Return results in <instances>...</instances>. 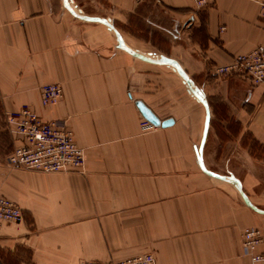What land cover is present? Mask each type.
<instances>
[{
  "label": "crops",
  "instance_id": "1",
  "mask_svg": "<svg viewBox=\"0 0 264 264\" xmlns=\"http://www.w3.org/2000/svg\"><path fill=\"white\" fill-rule=\"evenodd\" d=\"M108 1L129 48L177 62L210 114V100L226 106L222 119L240 126L235 144L211 140L210 119L200 156L204 106L174 68L131 54L107 25L73 15L65 0H0V120L29 105L70 129L86 154L84 173L11 168L7 157L21 140L9 135L7 148L0 135V194L23 213L0 228V264L142 254L154 264H264L243 250L247 228L264 231V157L242 143L249 135L264 148V86L213 74L264 45V0H213L199 11L193 0ZM46 84H59L63 96L44 107ZM137 101L174 124L144 128ZM200 158L214 174L230 172L259 211L236 185L206 174Z\"/></svg>",
  "mask_w": 264,
  "mask_h": 264
},
{
  "label": "built area",
  "instance_id": "2",
  "mask_svg": "<svg viewBox=\"0 0 264 264\" xmlns=\"http://www.w3.org/2000/svg\"><path fill=\"white\" fill-rule=\"evenodd\" d=\"M198 10L208 7L213 0H194ZM264 19V5L262 6ZM224 30V28H223ZM214 74L235 76L252 86H264V45H259L251 52L234 56L227 64L216 65ZM63 96L59 84H46L41 87V102L47 107L56 104ZM8 122L12 132L22 141L9 156L12 167L44 173L74 172L83 169L85 154L75 142L73 132L57 120L44 121L29 109L9 113ZM144 128L152 125L143 121ZM22 210L10 199L0 195V228L7 224L20 223ZM264 243V237L258 229H247L243 235L245 254L253 262L264 261V255L254 254ZM151 255H143L120 262L90 261L83 264H154Z\"/></svg>",
  "mask_w": 264,
  "mask_h": 264
},
{
  "label": "rangeland",
  "instance_id": "3",
  "mask_svg": "<svg viewBox=\"0 0 264 264\" xmlns=\"http://www.w3.org/2000/svg\"><path fill=\"white\" fill-rule=\"evenodd\" d=\"M143 0H136L137 3L141 2ZM71 4H72V7L74 8V10L80 14H82L83 16H88V17H91V18H103V19H107V20H111L112 17H115V18H120L121 19V14H118V9L114 7V5L112 3H110L108 0H70ZM194 2V0H193ZM194 8L196 11H199L196 6H195V2H194ZM207 8V7H206ZM205 9V8H204ZM201 10V9H200ZM121 24V23H120ZM185 27L187 26H190V22L188 21L187 23L184 24ZM214 70V68H213ZM213 74H214V71H213ZM215 75V74H214ZM216 77L218 78H227V77H232V78H237V79H240L242 80L241 78H238V77H235V76H218V75H215ZM179 78L181 80V82H183V85L187 91L188 87L186 86L183 78L179 75ZM244 81V80H242ZM246 82V81H244ZM248 83V82H247ZM250 84V83H248ZM251 85V84H250ZM252 86V85H251ZM198 89V88H197ZM199 91H201L200 89H198ZM208 99H211V92L208 91ZM42 104V102H41ZM210 106L212 108L211 110V115H212V118H211V128H210V138L211 140H219V139H222V143L224 142H229V143H232V144H235V140H234V136L235 134L238 133L239 129H240V126L239 124L236 122V121H227V120H223L222 118L225 117L226 113H227V108L226 106H223V105H219L218 104V101L216 100H210ZM43 106V105H42ZM45 107V106H44ZM215 108L217 109V111L215 110ZM24 109H29L31 110L32 112L36 113L41 119H43L44 121H52V120H45L34 108H32L31 106L29 105H23L21 106L18 110L16 111H13V112H19V111H22ZM13 112H9L10 114L13 113ZM226 112V113H224ZM8 113V114H9ZM7 114V115H8ZM5 118H2L0 120V135L2 136L1 140L4 141V145L5 147L9 148L7 145L9 143V139H8V136H16L18 137L15 133L12 132V128H11V125L9 124L8 122V117ZM204 117L202 118V121L204 120ZM4 130V128L6 130ZM148 129V128H147ZM222 129V136H214V134H217L216 133V130H221ZM224 129L225 130H228L226 132H224ZM74 135V134H73ZM218 135V134H217ZM0 136V137H1ZM75 139V138H74ZM21 140V139H20ZM76 142V141H75ZM22 143V141H20V143L17 145L19 146L20 144ZM243 146L245 147L246 145L248 146H252L253 147V150L255 151V153L257 155H259L260 157H264V148L262 147V145L256 140L254 139L252 136H249V135H246L244 138H243ZM78 145V144H77ZM17 146H12V151L10 152V154L8 155L7 157V165L11 168H17V167H12L9 163H8V158L9 156L14 152L15 148ZM79 146V145H78ZM80 147V146H79ZM81 148V147H80ZM83 149V148H81ZM84 151V149H83ZM84 154H85V151H84ZM85 164H86V154H85V162H84V166H83V169L80 170V171H74V172H58V173H84L85 172ZM17 169H22V168H17ZM25 170V169H23ZM32 171V170H30ZM228 171H232L231 169L228 170ZM39 172V171H37ZM40 173H44V172H40ZM224 173V174H223ZM44 174H55V173H44ZM222 176H225V177H232V174L230 172H222ZM1 196H4L3 194H0ZM6 198H8L7 196H4ZM10 199V198H8ZM11 200V199H10ZM13 201V200H11ZM17 206H19L15 201H13ZM250 202V201H249ZM20 208V206H19ZM21 209V208H20ZM22 210V209H21ZM247 229H258L261 231V234L263 235L264 237V231L261 229V228H247ZM246 229V230H247ZM245 230V231H246ZM244 231V233H245ZM243 233V235H244ZM263 244V243H262ZM261 244V245H262ZM260 247V246H259ZM258 247V248H259ZM258 248L256 249V251L254 252V254H258V255H264V254H260L258 253ZM243 250H244V247H243ZM244 254H245V250H244ZM143 255H150V254H142V255H138V256H134V257H130V258H127V259H124V260H128V259H132V258H135V257H139V256H143ZM246 255V254H245ZM25 256H28V255H25ZM152 256V255H151ZM248 257H250L251 259V256L249 255H246ZM153 257V256H152ZM124 260H116V261H111L113 263L115 262H120V261H124ZM252 261V260H251ZM101 262V261H100ZM253 262V261H252ZM253 263H258V262H253Z\"/></svg>",
  "mask_w": 264,
  "mask_h": 264
},
{
  "label": "water",
  "instance_id": "4",
  "mask_svg": "<svg viewBox=\"0 0 264 264\" xmlns=\"http://www.w3.org/2000/svg\"><path fill=\"white\" fill-rule=\"evenodd\" d=\"M66 1V5H67V8L68 10L75 16L81 18V19H84V20H89V21H97V22H100V23H103L105 25H107L111 30H113L116 34V36L118 37L119 41H120V44L122 45V47L127 50L128 52H130L131 54L135 55V56H138L144 60H147V61H150V62H155V63H159V64H163V65H167V66H170L172 68H174L179 74L180 76L183 78V80L186 82V84L188 85L189 87V90L190 92L196 97V99L204 106L205 110H206V119H205V128H204V135H203V140H202V143H201V148H200V156L202 155V150H203V147H204V144H205V140H206V136H207V133H208V129H209V126H210V117H211V114H210V108H209V105L207 103V101L204 99L203 95L200 93L199 90H197L195 87H194V84L193 82L190 80V78L188 77V75L186 74V72L183 70V68L175 61L173 60H169L167 58H160V59H153V58H150V57H146V56H143L141 54H138L136 53L134 50H132L131 48H129L125 43H124V40L121 36V34L118 32V30L114 27L113 23L110 21V20H107V19H103V18H91V17H88V16H83L82 14L76 12L73 8H71L70 4H69V1L68 0H65ZM136 105L140 111V113L142 114L143 118L148 122L150 123L152 126L154 127H162V128H167V127H170L171 125L174 124V120L173 119H168V120H161L160 118H158V116L155 115V113L149 108L147 107L142 101H137L136 102ZM200 162H201V166L203 168V170L205 171L206 174L210 175V176H213V177H217V178H220L222 180H225L227 182H230V183H233L234 185L237 186L238 190L240 191V193L242 194L245 202L247 203L248 206H250L251 208H253L254 210L256 211H259L257 210L252 204L251 202H249L248 198L246 197V195L244 194V192L242 191L241 189V185L240 183L235 180L234 178L232 177H225V176H220V175H217V174H214L213 172H210L209 170H207L204 166H203V163H202V160L200 158Z\"/></svg>",
  "mask_w": 264,
  "mask_h": 264
}]
</instances>
